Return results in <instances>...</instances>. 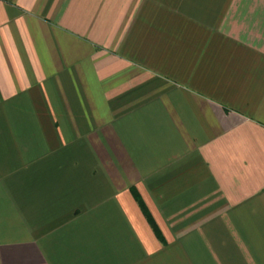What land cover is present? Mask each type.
<instances>
[{
    "label": "crops",
    "instance_id": "1",
    "mask_svg": "<svg viewBox=\"0 0 264 264\" xmlns=\"http://www.w3.org/2000/svg\"><path fill=\"white\" fill-rule=\"evenodd\" d=\"M0 264H264V0H0Z\"/></svg>",
    "mask_w": 264,
    "mask_h": 264
},
{
    "label": "trees",
    "instance_id": "2",
    "mask_svg": "<svg viewBox=\"0 0 264 264\" xmlns=\"http://www.w3.org/2000/svg\"><path fill=\"white\" fill-rule=\"evenodd\" d=\"M135 196H136V198H138V200H139V197H138V195L137 194H135ZM140 203H141V201H140ZM142 205V208H144V206H143V204H141ZM144 210H145V208H144ZM153 226H154V229H155V231L157 232V228L155 227V225L154 224H152Z\"/></svg>",
    "mask_w": 264,
    "mask_h": 264
}]
</instances>
